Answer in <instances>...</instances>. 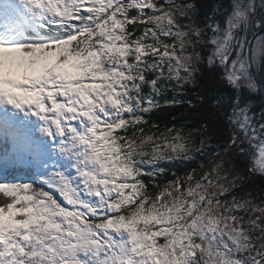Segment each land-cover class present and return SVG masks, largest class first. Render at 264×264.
I'll return each instance as SVG.
<instances>
[{
    "label": "snow or ice",
    "instance_id": "obj_1",
    "mask_svg": "<svg viewBox=\"0 0 264 264\" xmlns=\"http://www.w3.org/2000/svg\"><path fill=\"white\" fill-rule=\"evenodd\" d=\"M0 264H264V0H0Z\"/></svg>",
    "mask_w": 264,
    "mask_h": 264
},
{
    "label": "trees",
    "instance_id": "obj_2",
    "mask_svg": "<svg viewBox=\"0 0 264 264\" xmlns=\"http://www.w3.org/2000/svg\"><path fill=\"white\" fill-rule=\"evenodd\" d=\"M211 0H201V7L207 8L208 4ZM202 91L201 94H206L208 98L212 96H217L220 93L216 92L215 89L221 88L222 90H226L225 86L219 85L216 82V79L212 78L210 73H205V78L201 81ZM190 98L193 99V102L197 104V106L201 109V111L197 112L191 108L187 109L184 114L183 119L188 122L191 127H195L196 124L203 123L204 120H218L219 117L216 113L210 110V106L206 104L200 103L199 99L196 97L195 93L190 94ZM166 118V114H161L160 116L156 117V119L163 123L164 119ZM170 119V117H167ZM218 141L213 140L212 143L215 144Z\"/></svg>",
    "mask_w": 264,
    "mask_h": 264
},
{
    "label": "rangeland",
    "instance_id": "obj_3",
    "mask_svg": "<svg viewBox=\"0 0 264 264\" xmlns=\"http://www.w3.org/2000/svg\"><path fill=\"white\" fill-rule=\"evenodd\" d=\"M16 75H19V74H16Z\"/></svg>",
    "mask_w": 264,
    "mask_h": 264
}]
</instances>
